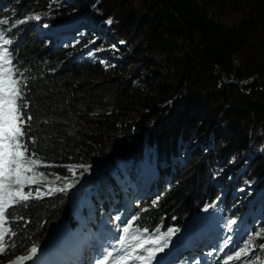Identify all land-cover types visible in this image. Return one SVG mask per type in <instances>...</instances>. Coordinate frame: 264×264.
<instances>
[{
	"label": "trees",
	"instance_id": "16d2710c",
	"mask_svg": "<svg viewBox=\"0 0 264 264\" xmlns=\"http://www.w3.org/2000/svg\"><path fill=\"white\" fill-rule=\"evenodd\" d=\"M111 11L122 13L121 26L127 32L143 25L144 44L132 45V36H121L122 42H116L122 47L116 52L111 43L87 30L80 40H95L92 46L105 48L103 58L92 62L79 60L76 48L65 40L39 37L31 24H26L23 39L15 35L22 42L13 65L22 73L17 74L21 85H26L25 120L32 116L23 139L29 153L35 152L37 172L57 178L67 176L72 165L107 166L122 190L113 188V198L102 200L93 221H87L103 237L110 233L100 217L108 210L106 203L118 211L127 198L137 199L139 205L125 207L123 216L135 211L136 230L143 233L155 228L169 235L170 229L184 228L213 207L241 217L256 194L242 197V180L264 183L257 155L242 158L252 147L246 137L255 129L264 134V0H70L62 6L54 0H0V20L53 15L51 24L42 25L49 31L65 26L74 14L89 15V27L105 28L110 38L115 32L112 21L117 22ZM139 60L151 71L140 77L138 72L135 77L141 80L134 82L128 67ZM179 96L197 105L218 100L239 136L234 141L244 139L238 142L245 146L227 154L232 145L222 151L224 131L205 129L194 117L165 124L164 115ZM144 160L152 171L136 189L130 183L138 180L133 171ZM140 192L158 200L150 205ZM76 198L60 191L10 207L9 231L16 235L11 234L9 243L15 247L0 256L5 258L1 262L12 255L26 257L32 247L43 246L73 216V206L83 202V197ZM249 212L250 221H264V198Z\"/></svg>",
	"mask_w": 264,
	"mask_h": 264
},
{
	"label": "rangeland",
	"instance_id": "374dc122",
	"mask_svg": "<svg viewBox=\"0 0 264 264\" xmlns=\"http://www.w3.org/2000/svg\"><path fill=\"white\" fill-rule=\"evenodd\" d=\"M68 1L70 0H54L58 6H62ZM100 4V6L103 5L102 2ZM110 13L115 15L117 21H112L115 26V32L114 36L111 38L106 35L107 32L105 28H102L103 30H93L92 27H89L87 21H85L88 19L87 16L89 15L86 17H78L74 16L76 14L72 15L65 21V23H63L65 26L53 28L49 32H44L42 25L44 27L48 26L47 24H51L53 15L46 14H42L40 20H36L35 18L23 19L26 20V22L23 24H17L15 27L12 25L20 19L10 21L7 25H0V32L5 34V39H11L13 41L12 44H14L18 39H23L26 23L29 22L31 28H33V30L40 36L57 35V39L63 37L68 41H71L76 48L75 51L79 54L78 59L81 61L92 62H96L103 58L105 48L92 46L95 40L88 44H85L83 40H80V38L87 36V30H92L94 35H97L98 38H102L111 43L112 50L116 52H119L122 47L120 46L121 43L116 42H122L120 38L121 36H132L130 38V44L132 45L136 46L140 43L144 44L143 41L145 35L143 33H147L144 32L143 25H140L135 30L133 26V28L127 32L126 29L121 26L123 23L121 21L123 19L122 13L119 11H111ZM99 14L103 15L105 12H100ZM18 33L21 38H14ZM8 45L9 44L5 45L3 44V41H0V48H7ZM89 53H91V55ZM153 64H155V62H153ZM149 71H151V69L148 70L147 64L144 63V60H139L138 63H132L128 67V72L134 77L138 72L140 73V77L147 75ZM139 77H135L132 81H140L141 78L139 80ZM129 79H131V77ZM218 104V100L214 102H207L204 100L203 103L197 105L192 99L189 100L179 96L177 104L164 115V123L169 125L178 118L187 119L189 117H194V119H197L199 122H204L203 125L205 129L208 127H216L218 130L222 129L224 131L222 136L224 148L222 151L228 149L229 145H232V148H230V151L227 152V154L242 149L245 145H239L238 141H243L244 139L238 138L236 142L234 141V139L239 136L235 135L229 120L227 119L228 121H226L225 119V116H228V113ZM252 133L253 134H249L251 136L248 135L246 137V145L249 142L252 144V147H249V149L242 155V158L244 160H249L257 155V158L260 160L258 164L262 167L261 171H263L264 134H262L263 131L261 132V129H255ZM196 141V138L192 140V142ZM243 151L244 149L242 152ZM232 162L234 163V161ZM140 165L141 168L133 171L138 177V180L134 183L133 187L142 186L143 183H146L149 179V173L152 171L148 161L144 160L143 162H140ZM35 171H38L37 164ZM241 173L242 171L235 176L237 180ZM254 175H257V173H254ZM124 176L127 175L124 174ZM37 179L40 180V192L38 195L36 193V184L26 185L23 188V191L27 193L31 190L32 196L35 197L52 195L60 192L50 191V189H64L63 191H66V194L74 195L79 199L83 197V202L80 205L73 206V216L68 221L59 225L52 232L45 245L38 248L41 249V253L31 264H104L109 260H114L116 263L122 262L126 264H148L151 261L155 262L161 260L170 264H177L182 262L185 257L186 259L189 257L188 250L193 244L192 242L183 243V241L188 242L191 239L196 241L200 238L209 239L207 241L209 244L206 247L204 254L208 257H214L216 259V264H264V248L260 247L261 244H264V229L260 227L261 225L259 226L260 228L258 227V230L249 229L245 226L247 217H243L240 221L235 222L233 220V215H229V213L219 210L215 214L217 222L221 225L218 227L216 224L207 220V218L214 215L211 212H207V215L202 216L199 219L197 226L190 231H187V228L184 227L181 230L175 231L176 234L174 236L170 234L166 237L160 235L155 228H153L144 237H140V235L134 231L133 224L137 219V216L133 212L126 218L125 222H121L122 220H120V215L118 214H122L123 210H107L102 214V217L103 221L114 225V228H112V232L110 233L112 239H109L108 236L107 238L99 239L90 229H88L90 226L87 224V220L88 218H91L93 210L100 209V207H95V198L97 197V200H99V196L101 195L103 201L106 199L109 200L113 198V188L122 190L121 188H118L120 185L116 183L114 175L109 173L107 166L102 168H78L68 172V175L65 177L41 178L37 176ZM122 186L123 185H121V187ZM241 188L239 189V192L242 197H244V194L250 193H256L252 199L253 201H259L264 197V193L262 194L264 183L257 182L256 179H254V181L243 179ZM49 191L50 194H46L49 193ZM147 194H149V192H143L141 195L145 196ZM156 198V196L150 197L148 201L149 204L152 205V203L158 200ZM116 202H119L118 199ZM106 204L110 207L109 203ZM138 205L139 203H137L136 199L127 198L119 210L127 206L136 209ZM11 206L12 205H10L8 209ZM245 207L251 208V203L245 204ZM8 209L6 210V213ZM81 215H86L87 217L80 219ZM254 223L255 225L257 223L259 224L258 221H254L253 224ZM3 227L9 229L7 218ZM257 233H260V235H257ZM7 234L4 241L6 250L0 253V256L13 251L11 244L9 242L7 243ZM218 234L219 237L217 236ZM161 248L162 250H160ZM197 248L199 249L200 246L197 245ZM102 250L103 252H101ZM193 252L195 251L193 250ZM237 253L240 254L238 258L236 255ZM229 257H231V259ZM3 259L5 258L0 257V264H10L12 262L21 261L14 255L4 260V262H1Z\"/></svg>",
	"mask_w": 264,
	"mask_h": 264
},
{
	"label": "snow or ice",
	"instance_id": "6c2138e0",
	"mask_svg": "<svg viewBox=\"0 0 264 264\" xmlns=\"http://www.w3.org/2000/svg\"><path fill=\"white\" fill-rule=\"evenodd\" d=\"M34 18L40 20L39 15ZM25 22L26 20H19L12 26L15 27L17 24ZM8 23V20H0V25H7ZM108 23H111V20ZM0 41H3L5 45L13 43L11 39H5L3 32H0ZM89 54L91 55V53ZM13 59V54L8 48H0V253L6 250L4 241L9 231L3 227L6 222V210L10 205L19 201H27L32 196L31 190L27 193L23 191L26 185L36 184L38 195L40 180L37 179V176L41 178L45 176L43 172L37 173L35 171L37 163L35 152L29 153V146L23 139L27 135L24 126L32 120V116L27 115L25 120L28 103L24 97L23 87L26 85L22 86L21 82L14 78L19 70L13 65ZM19 74L22 75V73ZM18 101L23 102L18 103ZM76 167L88 168L87 165H72L68 170L72 171ZM63 190L50 189V191ZM50 191L46 194H50ZM171 231L170 229L169 232ZM11 234L16 235L15 232ZM11 246L15 247V244ZM260 247L264 248V244H261ZM35 252L36 248L32 247L31 253L34 254ZM236 255L238 258L240 254L237 253ZM229 258L231 259V257ZM18 259L25 260L28 257H19Z\"/></svg>",
	"mask_w": 264,
	"mask_h": 264
},
{
	"label": "water",
	"instance_id": "95a60500",
	"mask_svg": "<svg viewBox=\"0 0 264 264\" xmlns=\"http://www.w3.org/2000/svg\"><path fill=\"white\" fill-rule=\"evenodd\" d=\"M40 253H41V249H37L34 254L31 253L28 256H26L28 257V259L21 260L20 262H12L10 264H31L39 256Z\"/></svg>",
	"mask_w": 264,
	"mask_h": 264
},
{
	"label": "bare ground",
	"instance_id": "6f19581e",
	"mask_svg": "<svg viewBox=\"0 0 264 264\" xmlns=\"http://www.w3.org/2000/svg\"><path fill=\"white\" fill-rule=\"evenodd\" d=\"M153 178V177H152ZM149 188V187H148ZM264 198V197H263ZM91 233V232H90ZM91 235V234H90ZM107 238V237H106ZM102 240V239H101ZM99 242V241H98ZM88 243V242H87ZM90 246V245H89ZM95 246V245H94ZM100 247V246H99ZM96 249V248H95ZM88 250V249H87ZM94 250V249H93ZM92 251V250H91ZM103 252V250L101 251ZM100 253V252H99ZM93 255V254H92ZM90 256V255H89ZM79 258V257H78ZM86 258V257H85ZM74 259V258H73ZM84 260V259H83ZM87 263V262H86Z\"/></svg>",
	"mask_w": 264,
	"mask_h": 264
}]
</instances>
